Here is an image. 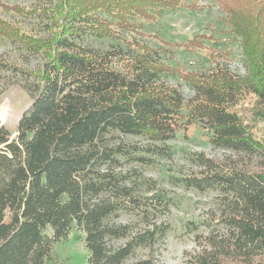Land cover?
I'll list each match as a JSON object with an SVG mask.
<instances>
[{"label": "trees", "instance_id": "trees-1", "mask_svg": "<svg viewBox=\"0 0 264 264\" xmlns=\"http://www.w3.org/2000/svg\"><path fill=\"white\" fill-rule=\"evenodd\" d=\"M200 1L54 0L28 8L0 0L3 11L44 14L47 29L23 30L0 16V39L41 59L31 69L0 62L32 78L15 134L0 125V264H56L53 248L71 230L86 264H153L130 259L165 235L173 194L140 167L171 158V140L192 126L233 154L192 151L193 170L167 174L174 185L220 195L189 262L264 264V0H208L223 13L243 74L221 63L205 73L182 70L170 49L130 36L142 33V21ZM85 36L113 45L97 50ZM205 38L180 45L202 47ZM175 77L191 96L169 82ZM121 214L137 221H117Z\"/></svg>", "mask_w": 264, "mask_h": 264}, {"label": "rangeland", "instance_id": "rangeland-1", "mask_svg": "<svg viewBox=\"0 0 264 264\" xmlns=\"http://www.w3.org/2000/svg\"><path fill=\"white\" fill-rule=\"evenodd\" d=\"M54 0H5L9 5L20 4L23 7L51 6ZM194 9H177L167 12L159 19L142 21L143 28L140 35H130L142 43L156 47H166L173 52V59L182 70H197L201 73L214 68L221 63L233 73L243 74L238 46L227 33V26L223 22V13L217 6L208 1H200ZM3 19L16 23L21 29L38 34H46L45 15L22 16L13 12L0 10ZM195 34L206 35L202 47L184 49L180 44L186 43ZM127 36L126 41L131 38ZM82 43L100 50L113 45L107 38H93L85 36ZM121 46H124L122 44ZM14 61L19 67L37 68L41 59L35 55H28L16 43L7 39H0V62ZM32 78L23 74L21 70L5 68L0 63V87L5 88L0 101V119L4 126L13 134L20 116L30 106L31 93L26 87ZM173 85H178L184 97H189L193 89L186 85L179 77L169 79ZM1 112L4 114L1 117ZM249 114H246L248 117ZM264 127V123L260 124ZM125 140L135 138L123 136ZM177 147V152L169 159H161L159 163L141 166L144 175L152 176L162 186L173 194V200L162 219L168 223L165 235L150 247H139L130 261L136 258H151L153 264H193L189 262V254L199 249L197 235L206 234L209 230L205 222L209 220V212L217 211L220 207V195L216 190L200 192L196 189H186L181 185H174L168 179V173H187L193 170V161L189 152L202 151L214 158L233 154L232 151L213 147L206 142L204 133L198 126H192L185 133L177 132L171 140ZM117 221L136 222L135 218L121 214ZM213 227V224L210 226ZM209 227V228H210ZM56 264H86V251L79 232L71 230L66 239L58 242L53 248Z\"/></svg>", "mask_w": 264, "mask_h": 264}, {"label": "water", "instance_id": "water-1", "mask_svg": "<svg viewBox=\"0 0 264 264\" xmlns=\"http://www.w3.org/2000/svg\"><path fill=\"white\" fill-rule=\"evenodd\" d=\"M0 125H4V121L0 119Z\"/></svg>", "mask_w": 264, "mask_h": 264}]
</instances>
